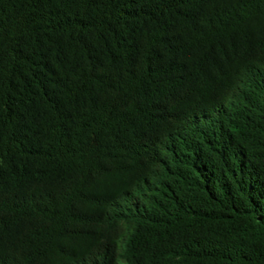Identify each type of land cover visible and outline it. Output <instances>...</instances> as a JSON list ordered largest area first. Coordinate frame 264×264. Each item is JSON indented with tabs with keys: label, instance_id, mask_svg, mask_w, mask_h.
I'll use <instances>...</instances> for the list:
<instances>
[{
	"label": "trees",
	"instance_id": "trees-1",
	"mask_svg": "<svg viewBox=\"0 0 264 264\" xmlns=\"http://www.w3.org/2000/svg\"><path fill=\"white\" fill-rule=\"evenodd\" d=\"M0 264H264V0H0Z\"/></svg>",
	"mask_w": 264,
	"mask_h": 264
}]
</instances>
